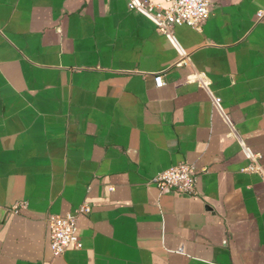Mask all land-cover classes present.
<instances>
[{"label": "crops", "instance_id": "obj_1", "mask_svg": "<svg viewBox=\"0 0 264 264\" xmlns=\"http://www.w3.org/2000/svg\"><path fill=\"white\" fill-rule=\"evenodd\" d=\"M211 7L170 37L127 0H0V264H264V0ZM179 162L196 195L150 182Z\"/></svg>", "mask_w": 264, "mask_h": 264}, {"label": "built area", "instance_id": "obj_2", "mask_svg": "<svg viewBox=\"0 0 264 264\" xmlns=\"http://www.w3.org/2000/svg\"><path fill=\"white\" fill-rule=\"evenodd\" d=\"M167 5L156 3L151 0H127L131 10L137 11L151 19L159 31L173 37L174 28L177 25H190L200 28L211 13V0H166ZM263 15L259 13V17ZM194 78L202 85L207 86V76L204 72L194 73ZM156 84H164L161 75L156 76ZM216 106L220 105L221 98L213 96ZM244 149L252 159H255L249 149L244 145ZM247 169L257 171L260 169L257 161L249 165ZM199 169L191 162H179L159 171L152 179L151 183L159 189H171L181 194L196 195L198 192L197 183ZM27 201H19L12 206L14 213L20 212L27 206ZM92 207L88 202H84L67 213L51 214L48 217L50 247L55 256L64 254L69 247L81 249L83 242L77 233L78 217L87 214Z\"/></svg>", "mask_w": 264, "mask_h": 264}]
</instances>
